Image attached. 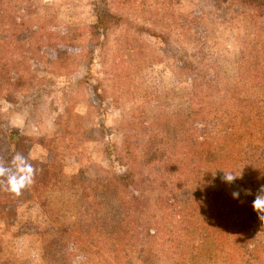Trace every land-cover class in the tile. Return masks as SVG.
I'll return each instance as SVG.
<instances>
[{
	"label": "rangeland",
	"instance_id": "1",
	"mask_svg": "<svg viewBox=\"0 0 264 264\" xmlns=\"http://www.w3.org/2000/svg\"><path fill=\"white\" fill-rule=\"evenodd\" d=\"M100 13L115 17L107 29L98 27ZM0 29L6 165L7 131L19 129L25 156L62 167L71 182L79 172L138 174L135 236L109 247L119 264H264V222L252 207L264 185V130L249 114L264 119V18L251 6L0 0ZM208 135L231 151L216 162L185 157L189 139ZM216 167L242 178L229 184ZM77 201L55 193L50 202L70 221ZM56 217L0 190V264H94L59 241Z\"/></svg>",
	"mask_w": 264,
	"mask_h": 264
},
{
	"label": "trees",
	"instance_id": "2",
	"mask_svg": "<svg viewBox=\"0 0 264 264\" xmlns=\"http://www.w3.org/2000/svg\"><path fill=\"white\" fill-rule=\"evenodd\" d=\"M243 1L251 6L259 17L264 18V0ZM114 19L112 13H100L97 20L98 27L107 29L108 23ZM14 22L17 21L14 19ZM15 23V26H19ZM237 106L240 105L237 104ZM250 110L249 114L255 124H259L260 129L264 130V119L261 113L254 109ZM6 139L12 150V156L16 152L25 155L27 139L19 129L7 131ZM229 150L216 146L211 136L208 135L202 140L196 139V142L189 139L184 147V155L191 157L202 154L216 162L221 158V154L228 153ZM30 162L38 169V172L34 183L22 191L24 200L40 203L53 219L59 215V210L62 208L60 202L55 205L51 204L52 194H62L78 200L73 220L67 221L65 218L56 217L59 241H63L65 247L86 252L94 264H119L120 262L116 259L118 256L115 255L117 251L110 252L109 247L113 245V239L130 240L135 236L132 234L136 232L137 227L133 218L140 214L141 202L144 199V195L139 193L138 189V174L128 168L127 171L115 174V176L106 175L102 178L88 179L79 172L72 177L74 180L71 182L60 166H51L31 160ZM151 164L156 166L154 162ZM216 169L219 174H225L224 167H216ZM156 182L162 181L156 180ZM205 204L209 205L207 202ZM68 252L66 251L61 257L67 258L72 255L71 251Z\"/></svg>",
	"mask_w": 264,
	"mask_h": 264
},
{
	"label": "clouds",
	"instance_id": "3",
	"mask_svg": "<svg viewBox=\"0 0 264 264\" xmlns=\"http://www.w3.org/2000/svg\"><path fill=\"white\" fill-rule=\"evenodd\" d=\"M38 169L30 162V158L21 152H16L9 164L0 159V190L11 192L19 196L23 190L30 187L35 180ZM223 180L229 184L242 178L233 171H224ZM244 194L252 195L251 190H243ZM233 197L239 199L240 193L233 192ZM253 209L259 214V220L264 222V185H261L252 202Z\"/></svg>",
	"mask_w": 264,
	"mask_h": 264
}]
</instances>
